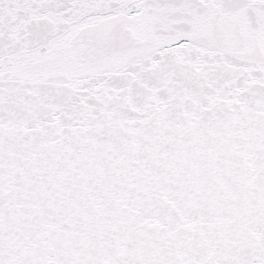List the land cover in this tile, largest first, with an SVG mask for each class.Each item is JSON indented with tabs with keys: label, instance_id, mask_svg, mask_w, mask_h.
<instances>
[{
	"label": "snow or ice",
	"instance_id": "snow-or-ice-1",
	"mask_svg": "<svg viewBox=\"0 0 264 264\" xmlns=\"http://www.w3.org/2000/svg\"><path fill=\"white\" fill-rule=\"evenodd\" d=\"M0 264H264V0H0Z\"/></svg>",
	"mask_w": 264,
	"mask_h": 264
}]
</instances>
